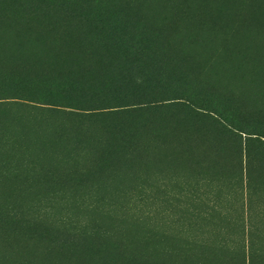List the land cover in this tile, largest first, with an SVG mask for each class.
<instances>
[{
  "label": "rangeland",
  "instance_id": "1",
  "mask_svg": "<svg viewBox=\"0 0 264 264\" xmlns=\"http://www.w3.org/2000/svg\"><path fill=\"white\" fill-rule=\"evenodd\" d=\"M264 0H0V264H264Z\"/></svg>",
  "mask_w": 264,
  "mask_h": 264
},
{
  "label": "trees",
  "instance_id": "2",
  "mask_svg": "<svg viewBox=\"0 0 264 264\" xmlns=\"http://www.w3.org/2000/svg\"><path fill=\"white\" fill-rule=\"evenodd\" d=\"M262 137H264L263 135H261Z\"/></svg>",
  "mask_w": 264,
  "mask_h": 264
}]
</instances>
